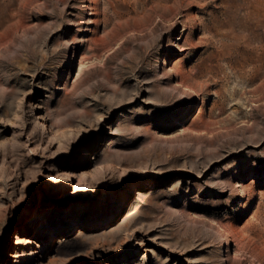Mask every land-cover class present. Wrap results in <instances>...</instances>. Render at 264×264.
<instances>
[{
  "label": "rangeland",
  "instance_id": "1",
  "mask_svg": "<svg viewBox=\"0 0 264 264\" xmlns=\"http://www.w3.org/2000/svg\"><path fill=\"white\" fill-rule=\"evenodd\" d=\"M0 264H264V0H0Z\"/></svg>",
  "mask_w": 264,
  "mask_h": 264
},
{
  "label": "bare ground",
  "instance_id": "2",
  "mask_svg": "<svg viewBox=\"0 0 264 264\" xmlns=\"http://www.w3.org/2000/svg\"><path fill=\"white\" fill-rule=\"evenodd\" d=\"M239 234V233H238ZM238 234H237V236H238ZM4 255H6L5 253H4Z\"/></svg>",
  "mask_w": 264,
  "mask_h": 264
}]
</instances>
